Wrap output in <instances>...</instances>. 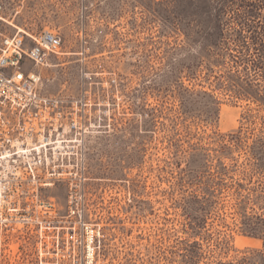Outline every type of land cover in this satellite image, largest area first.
Segmentation results:
<instances>
[{"label":"rangeland","instance_id":"1","mask_svg":"<svg viewBox=\"0 0 264 264\" xmlns=\"http://www.w3.org/2000/svg\"><path fill=\"white\" fill-rule=\"evenodd\" d=\"M83 1L6 2L67 50L91 40L41 71L43 92L104 103L89 106L97 264H264V0Z\"/></svg>","mask_w":264,"mask_h":264},{"label":"built area","instance_id":"2","mask_svg":"<svg viewBox=\"0 0 264 264\" xmlns=\"http://www.w3.org/2000/svg\"><path fill=\"white\" fill-rule=\"evenodd\" d=\"M6 1L0 0V264H97L108 234L89 188L99 179L88 174V134L96 125L89 106L104 103L85 88L76 97L43 92L41 71L56 65L53 57L92 51L91 40L81 29L82 49L67 50L61 30L15 24ZM96 69L105 73L102 64ZM59 188L65 190L49 193Z\"/></svg>","mask_w":264,"mask_h":264}]
</instances>
